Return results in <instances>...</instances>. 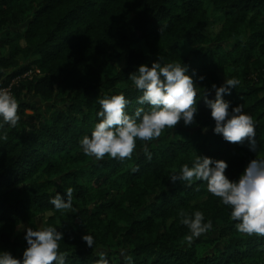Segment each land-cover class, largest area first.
I'll use <instances>...</instances> for the list:
<instances>
[{"label":"trees","instance_id":"trees-1","mask_svg":"<svg viewBox=\"0 0 264 264\" xmlns=\"http://www.w3.org/2000/svg\"><path fill=\"white\" fill-rule=\"evenodd\" d=\"M158 59L195 70L197 123L147 142L150 160L140 140L123 161L86 156L78 141L99 120L98 99L123 93L133 113L141 93L128 76ZM35 68L12 86L17 126L0 128V249L22 256L23 223L57 227L66 264H102L101 252L125 264L122 249L134 264H264V236L238 232L203 182L168 178L197 154L227 161L231 180L264 156V0H0V85ZM224 78L240 82L224 99L251 116L257 153L212 131L202 95ZM69 187L73 207L56 210L50 197ZM196 210L213 228L188 245L179 213Z\"/></svg>","mask_w":264,"mask_h":264},{"label":"clouds","instance_id":"clouds-1","mask_svg":"<svg viewBox=\"0 0 264 264\" xmlns=\"http://www.w3.org/2000/svg\"><path fill=\"white\" fill-rule=\"evenodd\" d=\"M188 65L176 61L161 63L160 59L152 61L149 66L142 63L129 74L134 87L141 93L136 99L141 105L129 114L126 107L129 100L123 93L106 95L99 98V118L90 135L82 136L79 147L82 152L95 160L105 155L123 161L130 158L136 148V141L145 142L143 151L147 158H152L147 142L158 138L165 128H175L179 122L185 126L197 123V89L193 76L189 74ZM199 80L204 76L200 75ZM236 78H224L219 86L213 83L210 90L202 95L205 106L210 110L214 121L212 131L230 143L247 142L249 151L257 153V141L254 122L243 111L240 104L230 108V102L224 96L231 94L239 84ZM214 90L215 97L209 98L207 92ZM144 105H148L146 110ZM18 101L9 90L0 89V128L7 125L15 128L19 122ZM206 132L207 127L202 128ZM0 135V140H6ZM227 161L214 159L206 155H196L191 166L185 163L178 171L169 174L172 183L180 182L191 186L194 181L203 182L207 191L219 198V203L230 208L229 218L235 221V228L243 234L264 236V156H255L248 161L242 173L235 180L225 174ZM49 203L56 210H69L73 207V189L67 188L61 195L50 197ZM180 223L188 229L184 241L191 245L198 238L213 228L212 220L205 219L202 211L191 214L179 213ZM24 231L26 247L21 257H15L8 250L0 249V264H66L68 253L59 251V242L63 233L54 226L29 227L17 224V231ZM82 240L90 248L94 238L87 232ZM102 264H107L105 254H100ZM125 264H134L131 255L121 250Z\"/></svg>","mask_w":264,"mask_h":264},{"label":"built area","instance_id":"built-area-1","mask_svg":"<svg viewBox=\"0 0 264 264\" xmlns=\"http://www.w3.org/2000/svg\"><path fill=\"white\" fill-rule=\"evenodd\" d=\"M32 72H34V73H38L37 68H35V69H33V70H29V71L25 72L24 74H22L21 76H19V77L13 79V80L10 82V84H8V85H5V86H1V85H0V89L9 90V91L12 93V95H13V91H12V86H13V84H15V83L17 82V80H19V79H24V78H25V79H31V78H32V76H31Z\"/></svg>","mask_w":264,"mask_h":264},{"label":"rangeland","instance_id":"rangeland-1","mask_svg":"<svg viewBox=\"0 0 264 264\" xmlns=\"http://www.w3.org/2000/svg\"><path fill=\"white\" fill-rule=\"evenodd\" d=\"M124 62H125V57L123 56V57H121V58L118 60L117 64H118V66H123V65H124ZM34 75H35V73L32 72L31 76L33 77Z\"/></svg>","mask_w":264,"mask_h":264}]
</instances>
